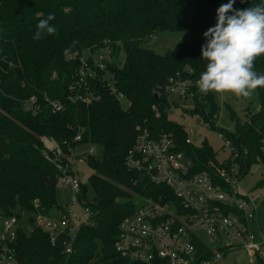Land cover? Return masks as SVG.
Returning a JSON list of instances; mask_svg holds the SVG:
<instances>
[{
	"label": "trees",
	"instance_id": "obj_1",
	"mask_svg": "<svg viewBox=\"0 0 264 264\" xmlns=\"http://www.w3.org/2000/svg\"><path fill=\"white\" fill-rule=\"evenodd\" d=\"M228 2L0 0V218H17L20 224L14 244L19 264H141L122 257L115 247L120 224L135 212L134 199L180 201L166 185L128 165L140 130L148 129L155 138L174 134L179 151L193 159L194 173H215L210 162L224 167L208 144L187 145L185 127L170 119L166 88L171 79L190 82L194 104L189 112L231 140L241 179L264 162V89H257L256 113L243 122L231 110L234 131L219 128L215 94L201 93L196 83L206 70L204 43L184 40L164 55L146 46L159 32L204 36L215 27L218 8ZM258 4L264 0H235L233 8ZM50 13L56 34L34 40L36 25ZM104 50L117 59L97 65L93 57ZM122 52L123 66L118 61ZM254 70L264 74V57L255 61ZM46 139L58 151L51 152ZM92 148L102 154L85 160L94 173L88 184L81 181L78 196L92 215L75 234L73 252L67 253L65 244L73 237L64 231L53 245L34 216H52L56 209L68 215L57 199L59 179L65 170L72 173L71 158L78 151ZM25 217L29 230L21 224ZM197 246L200 260L214 256L207 244ZM227 251L219 250L223 255Z\"/></svg>",
	"mask_w": 264,
	"mask_h": 264
},
{
	"label": "built area",
	"instance_id": "obj_2",
	"mask_svg": "<svg viewBox=\"0 0 264 264\" xmlns=\"http://www.w3.org/2000/svg\"><path fill=\"white\" fill-rule=\"evenodd\" d=\"M166 91L172 103H176L174 97L184 100L192 96L190 82L181 79H171ZM120 100H123V96H120ZM174 110L172 108L171 113ZM207 127L210 128V125ZM192 135H195L193 131ZM217 135L224 143V150L230 151L231 158L220 162L224 166L221 168L210 162L215 173H194L193 159L186 151H179L174 134L161 133L155 138L148 129L139 131L128 165L145 171L153 182L170 188L180 205L149 199L136 205L135 212L126 217L119 227L115 247L122 257L141 264H221L224 255L219 250L234 248V245L216 248L215 243L225 239L240 244V248L251 254L262 251L264 234L261 235L262 239H258L251 228V221L263 196L238 191L242 179L238 167L233 163L235 148L222 133L217 132ZM186 144L192 145L188 134ZM94 153L95 148H92L82 153L79 159L85 161ZM76 174L75 171L68 174L65 170L59 180L71 189L74 201L82 206L78 200L81 180ZM91 215L90 209L84 207L83 217L70 213L52 216L38 214L34 219L47 232L53 245L60 234L67 231L73 238L65 244L66 251L72 253L75 234ZM74 219L81 223L75 225ZM19 226L17 218H1L0 264H19L14 248ZM197 242L211 247L214 256L200 260L202 256Z\"/></svg>",
	"mask_w": 264,
	"mask_h": 264
},
{
	"label": "rangeland",
	"instance_id": "obj_3",
	"mask_svg": "<svg viewBox=\"0 0 264 264\" xmlns=\"http://www.w3.org/2000/svg\"><path fill=\"white\" fill-rule=\"evenodd\" d=\"M184 40L199 41L204 44L206 43L204 36L201 34L191 32H159L154 37L147 39L146 46L155 53L164 55ZM93 58L97 65H101V63H103L102 59H105L109 63L114 62L117 59L113 53L108 50L101 51L99 54L94 55ZM118 61L119 64L123 66L125 62V55L123 52L119 55ZM107 79H110V76L107 75ZM192 96H194V94H192ZM192 96L184 100L174 97L178 106L175 102L172 103V108H175V110L170 113V119L185 127L186 132L189 135V139L194 146L202 147L206 143L213 148L216 153V159L219 162L229 160L231 158V153L230 151L224 150V143L218 138L217 132L208 128V125L203 122L199 115L191 114L189 112V110L193 109L194 104ZM215 99L218 108V113L216 114L217 116H214V120L216 121L215 125L230 132L234 131V123L231 119V110L235 112V114L243 122H245L250 118L251 114L256 113L260 109L258 91H256V94L250 99L236 98L234 96H218L216 94ZM122 105L124 108H127L129 103L127 101H123ZM192 131L195 135H192ZM45 145L51 152L58 151L56 143L49 139L45 140ZM81 154L82 152L78 151L76 156L71 158V169L77 173V178H79L83 183L88 184L89 177L94 173V170L83 159H79L81 158ZM101 154L102 150L100 148H96L94 155L100 157ZM53 156L55 159L57 158L56 153H53ZM60 157H62V155ZM262 180H264V162L255 165L252 168L251 173L244 177L238 185V191L240 193L248 191L255 196H263V201H260L259 209L251 221V228L258 239L261 238L262 234H264V186H259ZM89 195L92 197V193ZM73 198L74 195L71 189L68 186L63 185L62 180H59L57 191L59 205L66 212L83 217L84 207L76 203ZM144 202L145 199L142 197H136L134 199V203L137 206L143 204ZM56 210L52 212L53 215H58V211ZM27 220L28 217H25L22 219L21 224L23 223L22 225L26 227V230H29ZM80 223L81 222L78 219H74L75 225H79ZM232 245H234V248L226 252L222 258L223 260L221 264H264V246L261 252L251 254L247 252V250L240 248V244L233 243L229 239H225L223 242L215 243L216 248Z\"/></svg>",
	"mask_w": 264,
	"mask_h": 264
},
{
	"label": "clouds",
	"instance_id": "obj_4",
	"mask_svg": "<svg viewBox=\"0 0 264 264\" xmlns=\"http://www.w3.org/2000/svg\"><path fill=\"white\" fill-rule=\"evenodd\" d=\"M234 3L221 5L215 27L204 33L201 53L207 65L196 83L203 94L250 99L257 89H264V74L254 70L255 61L264 57V4L235 10ZM54 19L50 13L40 20L32 38L55 35L57 29L50 24Z\"/></svg>",
	"mask_w": 264,
	"mask_h": 264
}]
</instances>
